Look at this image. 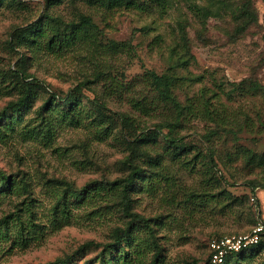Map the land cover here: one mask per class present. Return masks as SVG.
Wrapping results in <instances>:
<instances>
[{"label":"rangeland","instance_id":"1","mask_svg":"<svg viewBox=\"0 0 264 264\" xmlns=\"http://www.w3.org/2000/svg\"><path fill=\"white\" fill-rule=\"evenodd\" d=\"M242 1H0V109L19 96L13 70L40 83L14 114L13 130L0 137V169L14 177L12 188H0V217L10 215L0 264L43 263L87 240H110L114 227L131 217L116 196L91 188L125 176L130 151L150 170L131 190L130 210L149 220L161 250L154 260L143 249L140 264H209L210 239L247 232L264 220V188L249 186L264 182V90L234 89L244 78L264 87V0H250L256 22L250 11L247 27L235 33ZM46 11L44 25L87 16L97 30L87 28L68 47L38 52L12 43L17 28ZM151 70L175 75V102L159 96ZM77 85L82 93L71 103L49 101L43 134L28 133L50 92L61 96ZM157 121H175L164 131L182 135L191 148L174 149L154 132ZM142 128L151 134L135 140ZM88 183L94 185L85 192H67V212L55 217L58 195ZM17 216L25 222V243L12 241L20 232ZM143 230L141 223L137 236ZM99 249L90 248L85 258ZM70 264L83 258L78 253ZM230 264H264V245Z\"/></svg>","mask_w":264,"mask_h":264},{"label":"trees","instance_id":"2","mask_svg":"<svg viewBox=\"0 0 264 264\" xmlns=\"http://www.w3.org/2000/svg\"><path fill=\"white\" fill-rule=\"evenodd\" d=\"M250 11L251 21L253 20L256 22V17L254 14L255 10L254 8H252L250 0H243L237 8L236 18L234 17V20H238L236 23V30H234L235 33L243 31V29L247 27L248 21H246V18L250 14ZM46 16H49L47 11L40 15L36 20L27 23L25 26L17 28L15 32L12 33V43L16 44L17 46H23L30 52H38L39 50L52 49L53 47H68L71 42H75L76 39L84 37L86 35V31L88 30L87 28L97 30L96 27L92 24L90 18L87 16H81L80 23L71 22L65 26L54 24L51 25V27L49 25H44L45 23L42 22L43 17ZM242 21H245V23H243ZM181 40L183 42V46L185 47L186 53H189L186 37L182 36ZM189 55L191 54L189 53ZM186 61L187 60H182L181 63L185 64ZM12 72H16L17 79L13 81V85L17 88L19 96L16 100L9 101L2 109H0V137H5L9 131L11 132V130H13V123L15 118L14 114L20 112L22 110V106L28 103L34 97L36 86L40 85L36 78H34L32 82L25 81V73L22 69H16ZM149 75L151 77L152 84L158 91L159 96L163 99L175 102L176 100L172 93V88L176 80L175 75L169 74L167 72L156 73L153 70L149 71ZM234 89H238L239 91H243L246 89L257 91L259 89L264 90V87L259 85V83H257L256 81L244 78L237 83V86H235ZM78 93H82L80 85H77L75 88H73V90H68L64 95L61 96L54 91L50 92L49 97L40 106V119L37 126L29 129L28 133H44L43 127H41V125L45 124L46 116L44 113L45 109L50 103L49 101L58 99L60 102L68 104L71 103V100L76 97ZM97 105L100 106L101 104ZM123 115L124 114H122V116ZM127 119L129 118L126 115L122 117L124 124L125 120ZM174 126L175 121H157L155 123L154 132H158L162 136V138L174 149L182 151L191 148V146H187V144L183 141L182 135H171L169 134V132L164 131L165 127L172 129ZM240 129L241 126L238 127V130ZM150 134L151 131L148 130L145 132L142 128L140 130V133L138 135H135L133 138L135 140H139L145 138L146 136H149ZM208 153L211 157V161L213 162V151L210 148H208ZM134 157L135 156L132 151H130V153H128L124 157L123 163L128 168V172L125 176L115 178L112 181L99 184L91 188L95 190L94 193L96 194H99L98 192L100 191H105L107 193L106 195L108 196H116L118 203L122 207V210L126 214L130 215L131 218L129 222L125 226L114 227L111 233L110 240L106 242L100 243L93 240H87L86 242L80 244L72 253L37 264H70L72 263L73 258L76 257V254L78 253L79 257L83 258V264H140V257L143 253V249H146V251H152L154 253V260H157V257L161 250L157 239L152 232V227L149 224V220L142 218V216H140L137 212L130 210L131 190H133V188L138 184L139 180H141L143 176L145 177L150 173V170H148L146 166H143L141 163L135 160ZM13 185V174L7 173L4 170L0 169V188L10 189ZM22 185L24 187L25 184ZM93 185L94 184L88 183L81 189H76L75 187L68 186L65 190L62 191V193L58 195L57 200L53 205L52 209L54 216L56 217L58 212L63 214L67 212V192L71 191V193H76L78 192L77 190H80L79 192H85V190H88ZM259 185L264 188V182H260L259 180H252L249 183L252 191H254L255 187ZM257 204L258 202L256 200V205ZM9 217L10 215H3L0 217V236L9 235ZM55 219L57 220V218ZM261 222L264 223V220H261ZM16 223L19 226L20 232L17 231V235L13 234L12 241H22L24 240V237L20 233L22 231V228H24L25 222L20 216H17ZM141 223H143L144 225L143 237L137 236ZM263 238L264 236H262L258 243L252 247H262L264 245ZM25 242L26 240H24V243ZM134 246L136 248L135 250L133 249ZM92 247H100L98 253H96L93 257L85 258L86 251H88ZM246 250L229 254L226 257V260L221 264H230L231 262L239 263V261L242 260L244 252ZM206 260L209 264H212L209 261L208 250L206 254Z\"/></svg>","mask_w":264,"mask_h":264},{"label":"built area","instance_id":"3","mask_svg":"<svg viewBox=\"0 0 264 264\" xmlns=\"http://www.w3.org/2000/svg\"><path fill=\"white\" fill-rule=\"evenodd\" d=\"M262 236L264 223L259 222L247 232L214 237L208 242L209 261L212 264H221L229 254L249 249L257 244Z\"/></svg>","mask_w":264,"mask_h":264}]
</instances>
